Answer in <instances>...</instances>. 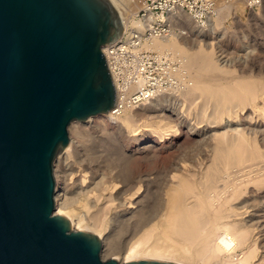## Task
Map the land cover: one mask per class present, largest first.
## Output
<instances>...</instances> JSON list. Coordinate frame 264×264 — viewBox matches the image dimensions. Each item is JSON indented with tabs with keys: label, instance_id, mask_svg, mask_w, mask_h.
<instances>
[{
	"label": "bare ground",
	"instance_id": "bare-ground-1",
	"mask_svg": "<svg viewBox=\"0 0 264 264\" xmlns=\"http://www.w3.org/2000/svg\"><path fill=\"white\" fill-rule=\"evenodd\" d=\"M113 2L126 34L136 23L129 21L131 8L123 0ZM135 4L139 8L141 2ZM236 4L243 3L227 6ZM224 6L221 3V12ZM191 26L202 33V27ZM203 44L187 47L179 35H170L151 45L183 58L179 76L185 72L189 80L175 91L200 115L209 113L207 125H190L200 134L193 148L172 156L163 168L137 170L129 157L118 159L120 166L104 167L82 153L73 138L56 159V212L68 216L75 229L97 233L103 254L119 251L123 256L115 257L121 262L160 258L183 264H264V119L258 116L264 109V79L235 74L234 68L226 67L227 58L221 60L213 46ZM246 51L244 59L251 54ZM119 87L123 97L121 83ZM167 99L164 93L151 103L141 102L150 116L141 125L136 124L134 110L106 114L129 135L141 134L145 127L165 136L171 121L158 116H163ZM181 111L177 115L183 116Z\"/></svg>",
	"mask_w": 264,
	"mask_h": 264
},
{
	"label": "water",
	"instance_id": "water-1",
	"mask_svg": "<svg viewBox=\"0 0 264 264\" xmlns=\"http://www.w3.org/2000/svg\"><path fill=\"white\" fill-rule=\"evenodd\" d=\"M123 33L113 0H0V264H183L106 258L97 233L56 212L71 124L119 101L105 48Z\"/></svg>",
	"mask_w": 264,
	"mask_h": 264
},
{
	"label": "rangeland",
	"instance_id": "rangeland-1",
	"mask_svg": "<svg viewBox=\"0 0 264 264\" xmlns=\"http://www.w3.org/2000/svg\"><path fill=\"white\" fill-rule=\"evenodd\" d=\"M123 1L127 6H129V8H131L130 11L133 12L131 13L129 11V14L131 15V17H129L130 22L138 21L139 17L145 13L142 4L139 6V8L138 6H135V3L140 0H133V2H131L132 0L129 2L125 0ZM165 3V0H149L150 7L155 11L158 9L159 6H163V4ZM221 3L223 6L226 4V6H224L225 8L223 7L224 10H226L225 13L223 12L224 10H222V12L220 11ZM231 3H233L232 0H225V2L224 0H206L205 4L209 14V19L207 20L205 26H200L201 24L199 25L196 20L187 16L183 20L182 18H180L176 23H171V28H169L166 23L162 22V20L156 21L154 25L157 26V31L163 34H165V32H169L168 34L162 36V38L168 37L170 35H179L181 42L187 47H192L194 43H197L199 41H201V43H204V46H206L205 44L213 46L215 49L216 56L218 58H221V60L227 58L230 62L228 61V65L226 67L234 68L235 74L237 75L262 77L264 79V6L251 8L246 3L242 2L243 4H236L234 6L232 5V7L230 8L227 5ZM185 4V7L187 9H194L192 10V12H194L200 7L201 3L199 2V0H186ZM134 8L136 10H134ZM136 11H138L137 14ZM219 17L221 18L219 19ZM133 24L132 26H134ZM193 24L198 25L200 28L202 27V33H198V28L191 26ZM140 38L141 39H139V41L144 46L147 39H145V36H143L141 33ZM152 43L150 44V46H148V48L145 47L143 49L154 51L157 54L167 56L170 60L171 67H173L172 70H169L167 69L168 65L160 61L158 62V65L156 64L153 68L154 76L156 77L154 81L158 82L159 88H168L165 93L166 97L168 98V101L167 104L163 106V116L158 117L161 119L170 120L172 126L171 130L167 131L169 133L165 134V136H161L160 133H149L146 131L145 127H143L144 129L141 134H134V136L133 134H130V137L129 134L119 129L118 124L114 122L113 118L111 116H108L106 113L97 115L93 119H91V117L85 122H73L70 127L71 140L74 138L76 140V145L79 147L80 150H82V153H87L88 156H91L92 160L97 163H101L102 161L101 164L104 167H107V165L109 167H114L116 165L120 166V162L118 163V159H124L125 157H129L132 167L136 168L137 170L163 168L169 164L172 156H175L178 153L185 151L184 149H191L194 145H196L197 139H199L200 134L197 130L195 131V127L193 128L192 126H201L203 124L207 125L209 123V121H205L208 119L210 120L209 113L207 114L208 116H203L202 114L200 115V112L197 109H194L193 106H191L192 103L190 101H187L188 99L184 101L185 97H181V92L179 93V90L178 92L175 91L178 88H183V86L185 85V78L187 77L185 75V72H182V75H180L182 77L184 76V78H182L183 80L179 76V73L181 72L179 65L183 58L179 57L178 55L174 56L173 53L169 50L159 51L157 49H154L151 47ZM246 50L250 51L251 54L250 56H247V59H244L242 57L246 56ZM232 59L234 62L232 61ZM187 79L189 80V78H186V80ZM142 101L143 100L140 99V101L137 102L138 104L135 105V107H130L127 109V111L134 110L133 114L135 115L137 120L136 124L139 125L142 124V120L149 119L150 117H147L149 110L146 111L141 109ZM180 109H182V111ZM177 111H181L184 118L181 115H177ZM190 111L194 112L191 113ZM197 111L198 114L196 113ZM255 114L257 115V113ZM187 115L190 117H188ZM258 116L264 119V109L262 110L261 115L259 114ZM206 117H208V119ZM201 118H203L202 120H204L202 121L203 123L199 121L201 120ZM189 122L194 124H189ZM198 122L201 124L198 125ZM116 124L117 126H115ZM75 129L76 132H78L77 134H75L76 132H74ZM83 133H85L84 136H82ZM76 135H78L77 138ZM62 151L59 154H61ZM115 152L116 155H114ZM103 160L105 162H103ZM154 166H158V168H154ZM87 170L91 172L89 169ZM104 253L105 254L103 255L106 258L111 256H123L120 255L119 251V254L117 252L113 253L110 251H106ZM119 260H121V258H119Z\"/></svg>",
	"mask_w": 264,
	"mask_h": 264
},
{
	"label": "built area",
	"instance_id": "built-area-1",
	"mask_svg": "<svg viewBox=\"0 0 264 264\" xmlns=\"http://www.w3.org/2000/svg\"><path fill=\"white\" fill-rule=\"evenodd\" d=\"M165 1L166 3L155 11L150 7L149 0H140L141 4L143 2L145 13L133 24L134 26H130L126 34L124 33L120 39L105 48L118 89L120 88L119 83H121L124 90L122 97L119 89V101L113 109L116 114H122L126 109L137 105L140 99L143 100L142 104L155 101L168 89L159 88L158 82L154 81L156 77L153 68L161 61L168 65L167 69L172 70L170 60L167 56L143 49L148 48L156 38H161L169 33L163 34L157 31V26L154 23L162 20L171 28V23H176L180 18L183 20L187 16L196 20L199 25L201 24L200 26H205L209 19L206 0H199L200 7L194 12H192L194 9L185 7L186 0ZM234 1L244 2L251 8L261 7L264 3V0H232V2ZM140 33L147 39L144 46L139 41Z\"/></svg>",
	"mask_w": 264,
	"mask_h": 264
}]
</instances>
